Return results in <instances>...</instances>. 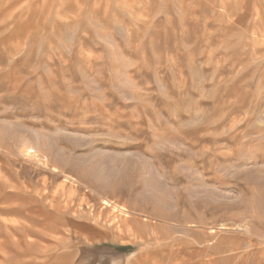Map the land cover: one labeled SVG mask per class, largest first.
Segmentation results:
<instances>
[{"label":"rangeland","instance_id":"obj_1","mask_svg":"<svg viewBox=\"0 0 264 264\" xmlns=\"http://www.w3.org/2000/svg\"><path fill=\"white\" fill-rule=\"evenodd\" d=\"M0 2V264H264V0Z\"/></svg>","mask_w":264,"mask_h":264},{"label":"bare ground","instance_id":"obj_2","mask_svg":"<svg viewBox=\"0 0 264 264\" xmlns=\"http://www.w3.org/2000/svg\"><path fill=\"white\" fill-rule=\"evenodd\" d=\"M4 2V1H3ZM3 2H0V8H3V6L5 5V3H3ZM11 2V1H10ZM8 3V2H7ZM6 6V5H5ZM5 10V9H4ZM7 11V10H6ZM4 12V11H3ZM6 15V14H5ZM11 19V18H10ZM9 19V20H10ZM4 23V25L6 24V25H9V24H11V23H8V22H3ZM1 25V24H0ZM18 26V25H17ZM12 33V32H11ZM12 35H13V33H12ZM3 38V37H2ZM13 38V37H12ZM4 74V73H3ZM20 75V74H19ZM22 76H23V74H22ZM28 78V77H27ZM22 79V78H21ZM3 80V79H2ZM22 80H24V79H22ZM27 80H29V79H27ZM1 84V83H0ZM21 93V92H20ZM40 98V97H39ZM46 99V98H45ZM52 100V99H51ZM43 101H45V100H43ZM35 102V101H34ZM47 102V101H46ZM52 102V101H51ZM71 103V102H70ZM69 104V103H68ZM41 105V104H40ZM74 105V104H73ZM32 106V105H31ZM46 107V106H45ZM30 158V157H29ZM39 158V157H38ZM3 162V161H2ZM13 164V163H12ZM38 164V163H37ZM44 166V165H43ZM46 168V167H45ZM2 170V169H1ZM9 170V169H8ZM20 174V173H19ZM22 178V177H21ZM29 184V183H28ZM42 187V186H41ZM43 188V187H42ZM51 189V188H50ZM50 192V191H49ZM52 193V192H51ZM39 197V196H38ZM29 200V199H28ZM33 202V201H32ZM45 202V201H44ZM68 204V203H67ZM61 205V204H60ZM32 206V205H31ZM42 206V205H41ZM68 207V206H67ZM11 217V216H10ZM5 222V221H4ZM4 226V225H3ZM8 229V228H7Z\"/></svg>","mask_w":264,"mask_h":264}]
</instances>
